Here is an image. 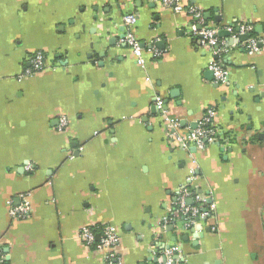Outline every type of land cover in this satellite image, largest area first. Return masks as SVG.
I'll return each mask as SVG.
<instances>
[{"label": "crops", "instance_id": "0c3cea01", "mask_svg": "<svg viewBox=\"0 0 264 264\" xmlns=\"http://www.w3.org/2000/svg\"><path fill=\"white\" fill-rule=\"evenodd\" d=\"M177 1L225 31L229 50L200 46L192 15L157 0H0L4 264H104L78 233L106 224L118 229L121 264H159L172 244L178 264H264V0ZM128 13L142 64L122 42ZM241 22L251 31L232 37ZM249 35L261 40L256 52L244 47ZM36 52L43 68L23 75ZM208 109L212 142L170 136L165 119L184 135ZM186 185L213 207L189 227L175 210ZM22 194L31 211L14 219L8 201Z\"/></svg>", "mask_w": 264, "mask_h": 264}, {"label": "built area", "instance_id": "2783aa9c", "mask_svg": "<svg viewBox=\"0 0 264 264\" xmlns=\"http://www.w3.org/2000/svg\"><path fill=\"white\" fill-rule=\"evenodd\" d=\"M164 6H170L174 11H186L192 15L193 23L190 26V31L199 41L200 46L211 48L215 56L222 52L229 50L226 41L218 35L219 29L217 27L209 26L204 23L202 17V11L195 7L184 8L177 0H157ZM124 26V37L122 42L125 43L132 51L136 61L142 64V51L143 46L136 39L134 33V25L136 22V16L134 14H125L122 17ZM252 25L247 22H241L237 24L236 29L234 26L229 27L228 31L232 37L240 34H247L251 31ZM261 40L255 36L249 35L244 41V47L250 52H256L259 50ZM215 59V58H214ZM45 63V56L41 52H36L30 59V66L25 69L23 75H30L43 68ZM210 69L213 71L215 81H225L227 78V70L224 69L217 60H213L210 63ZM156 104L158 107L162 106V100L157 98ZM214 111L208 109L206 115L198 123L195 129L189 130L186 134H180V124L176 119H165V123L169 128L170 136L176 140L180 146H193L195 148L202 149L205 143L213 141L214 126L213 121ZM66 123L65 118L60 119V125ZM31 166L26 165V169ZM190 176L188 180L194 177V169H190ZM178 197L175 201V210L178 216L184 220L185 226H193L198 221L212 216L213 207L209 203L208 196H205L201 192L193 191L189 185L184 186L178 191ZM10 206V216L14 219L25 218L31 211L30 201L27 195L22 194L19 197V203L14 204L12 200L8 201ZM168 219L164 220L161 228L165 229V225L168 223ZM99 234V238H97ZM78 238L86 245H94L99 251L104 254V264H121V260L117 257L116 248L119 245L118 229L112 225H104L102 227L83 226L80 228ZM161 256L159 264H178L180 260L179 247L175 244L167 245L158 252ZM6 255L3 252L0 244V264H4L6 261Z\"/></svg>", "mask_w": 264, "mask_h": 264}, {"label": "water", "instance_id": "95a60500", "mask_svg": "<svg viewBox=\"0 0 264 264\" xmlns=\"http://www.w3.org/2000/svg\"><path fill=\"white\" fill-rule=\"evenodd\" d=\"M225 31H218V35H223Z\"/></svg>", "mask_w": 264, "mask_h": 264}]
</instances>
